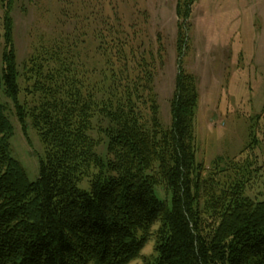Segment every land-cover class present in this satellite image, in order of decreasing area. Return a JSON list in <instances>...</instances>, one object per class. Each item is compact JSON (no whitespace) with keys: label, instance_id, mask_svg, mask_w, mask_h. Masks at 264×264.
<instances>
[{"label":"trees","instance_id":"obj_1","mask_svg":"<svg viewBox=\"0 0 264 264\" xmlns=\"http://www.w3.org/2000/svg\"><path fill=\"white\" fill-rule=\"evenodd\" d=\"M195 1L177 0L179 59ZM15 2L0 0V87L24 134L29 117L45 158L37 181L29 182L10 154L13 126L0 103V264H129L155 224L160 228L151 264H264V200L243 197L246 183L234 181L206 212L200 208L204 182L195 157V79L179 70L171 126L163 131L152 88L154 62L128 61L119 27L104 21L105 67L98 90H88L64 60L52 76L39 66L33 92L25 90L39 95L38 104L26 110L19 103ZM32 61L24 66L28 74ZM96 127L104 136V159L93 136ZM85 180L88 191L79 188ZM159 186L168 191L170 204L156 195Z\"/></svg>","mask_w":264,"mask_h":264},{"label":"rangeland","instance_id":"obj_2","mask_svg":"<svg viewBox=\"0 0 264 264\" xmlns=\"http://www.w3.org/2000/svg\"><path fill=\"white\" fill-rule=\"evenodd\" d=\"M176 5L177 0H16L12 17L19 103L26 110L36 106L39 95L25 91L33 92L35 69L43 66L44 74L52 76V69L63 60L88 90L93 86L98 90L105 67L101 42L106 21L119 27L120 37L127 42L128 61L142 57L154 62L152 88L163 131L171 126V102L179 70L195 79V157L202 172L200 182H204L200 208L206 212L221 191L237 180L246 183L243 197L263 201L264 0H196L183 27L187 45L180 59ZM2 14L0 6V17ZM2 54L0 38V76ZM30 60L34 69L28 74L24 66H29ZM41 84L51 86V82ZM0 103L13 126L10 154L34 183L39 162L45 158L44 145L29 117L23 133L2 87ZM97 129L93 136L101 142L98 153L104 159L105 140ZM79 188L88 191V180ZM155 193L170 204L164 186L156 187ZM159 228V224L152 227L140 256L129 264L155 261V233Z\"/></svg>","mask_w":264,"mask_h":264}]
</instances>
